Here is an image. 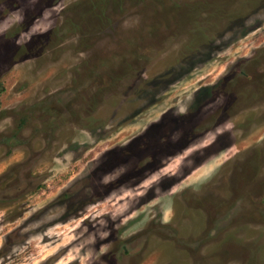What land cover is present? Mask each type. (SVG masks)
<instances>
[{"label":"rangeland","instance_id":"374dc122","mask_svg":"<svg viewBox=\"0 0 264 264\" xmlns=\"http://www.w3.org/2000/svg\"><path fill=\"white\" fill-rule=\"evenodd\" d=\"M0 264H264V0H0Z\"/></svg>","mask_w":264,"mask_h":264},{"label":"flooded vegetation","instance_id":"af4514ba","mask_svg":"<svg viewBox=\"0 0 264 264\" xmlns=\"http://www.w3.org/2000/svg\"><path fill=\"white\" fill-rule=\"evenodd\" d=\"M129 250H131V249H129L128 247L127 248L125 246L122 247V255L126 256L128 259L130 258L131 254H132L129 252Z\"/></svg>","mask_w":264,"mask_h":264}]
</instances>
